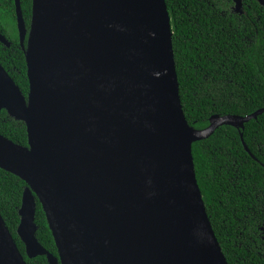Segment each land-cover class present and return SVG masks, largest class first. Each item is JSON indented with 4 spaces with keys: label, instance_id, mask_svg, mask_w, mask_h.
<instances>
[{
    "label": "water",
    "instance_id": "obj_1",
    "mask_svg": "<svg viewBox=\"0 0 264 264\" xmlns=\"http://www.w3.org/2000/svg\"><path fill=\"white\" fill-rule=\"evenodd\" d=\"M242 12V0H233ZM264 7V0H256ZM26 98L0 63V110L28 146L0 134V169L27 184L18 235L49 264H229L200 190L193 144L251 116L190 126L166 0H33ZM0 42L10 47L0 34ZM37 200L59 256L37 240ZM0 264H27L0 214Z\"/></svg>",
    "mask_w": 264,
    "mask_h": 264
},
{
    "label": "trees",
    "instance_id": "obj_2",
    "mask_svg": "<svg viewBox=\"0 0 264 264\" xmlns=\"http://www.w3.org/2000/svg\"><path fill=\"white\" fill-rule=\"evenodd\" d=\"M180 98L190 126L205 130L213 116L245 118L263 111L243 128L221 126L193 144L195 171L213 230L229 264H264V7L242 0H166ZM33 0H21L28 30ZM0 63L22 94L30 91L26 55L17 31L15 0H0ZM0 134L28 146L26 124L0 110ZM27 184L0 169V214L27 264H49L46 256L28 258L18 235L19 211ZM36 238L51 254L58 249L37 200Z\"/></svg>",
    "mask_w": 264,
    "mask_h": 264
},
{
    "label": "flooded vegetation",
    "instance_id": "obj_3",
    "mask_svg": "<svg viewBox=\"0 0 264 264\" xmlns=\"http://www.w3.org/2000/svg\"><path fill=\"white\" fill-rule=\"evenodd\" d=\"M27 28V27H26ZM28 30V29H27ZM17 31H18V27H17ZM30 30H28V33H29ZM18 35H19V32H18ZM3 36V35H2ZM20 39V37H19ZM8 41V40H7ZM9 42V41H8ZM3 44V43H2ZM11 45V44H10ZM263 234H264V230H263Z\"/></svg>",
    "mask_w": 264,
    "mask_h": 264
}]
</instances>
